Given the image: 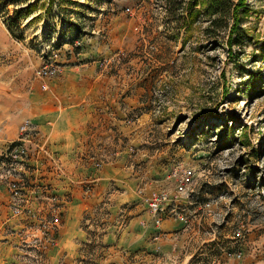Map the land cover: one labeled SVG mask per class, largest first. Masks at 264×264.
Returning a JSON list of instances; mask_svg holds the SVG:
<instances>
[{"label":"rangeland","instance_id":"obj_1","mask_svg":"<svg viewBox=\"0 0 264 264\" xmlns=\"http://www.w3.org/2000/svg\"><path fill=\"white\" fill-rule=\"evenodd\" d=\"M12 1L0 0L1 93L41 85L45 64L59 75L61 65L96 61L127 97L122 113L103 118L98 139L104 162L113 160L108 150L125 156L130 196L121 210L149 211L147 197L166 191V212L180 223L152 238L157 248H108L104 230L85 219L80 254L67 257L51 226L63 219L61 201L38 161L23 174L29 209L16 213L0 181L10 194L0 238L13 245L12 264H264V0H246L232 46L240 0H30L39 1L31 11ZM185 168L192 179L179 192L176 171Z\"/></svg>","mask_w":264,"mask_h":264},{"label":"crops","instance_id":"obj_2","mask_svg":"<svg viewBox=\"0 0 264 264\" xmlns=\"http://www.w3.org/2000/svg\"><path fill=\"white\" fill-rule=\"evenodd\" d=\"M41 81V85L34 81L31 89L23 93L4 94L0 89V150L20 138L19 127L28 118L40 131V143L45 142L59 158L57 165H52L50 159L41 158L42 152L34 145L36 141L29 143L37 155L33 163L39 161L45 165L43 180L51 194H57L61 201L59 210L63 219L57 250H63L70 258L80 254L79 237L85 238L88 234L82 226L85 219L94 220L97 227L104 230L100 240L108 248L120 243L147 247L155 243L151 241L159 237L158 233L163 236L177 229L180 223L167 212L158 225L155 216L143 207L135 205L121 210L126 197L130 196L125 156L116 158L108 150L105 157L113 160L104 162L98 140L100 125L105 130L103 118L114 120L124 111L119 106L120 100L127 97L116 91L115 77L99 71L93 61L75 66L61 65L60 74L46 82L47 88L42 89L45 83ZM109 126L107 124V133ZM88 186L89 191L86 190ZM9 198L5 186L1 187L0 226ZM102 210L104 216L97 218ZM126 218L127 223H124ZM155 244L157 248L159 245ZM12 246L0 238V264H12Z\"/></svg>","mask_w":264,"mask_h":264},{"label":"built area","instance_id":"obj_3","mask_svg":"<svg viewBox=\"0 0 264 264\" xmlns=\"http://www.w3.org/2000/svg\"><path fill=\"white\" fill-rule=\"evenodd\" d=\"M36 75L44 80V87L47 88L46 82L58 75V69L53 64H45L37 69ZM19 130L21 133L20 138L13 142L5 151V153L1 154L0 161V181L6 180L9 182L14 200V211L16 213L20 212L24 208L29 209L26 205L27 199L24 191L26 190V185L22 183V181L24 179L23 174L26 172V166L30 165L31 163L33 164L35 153H33L34 151L31 146H29V143L34 142V133L36 132L35 125L31 121H25L20 126ZM34 145L37 146L36 149L38 148V150L42 152L44 158L50 159L52 163H58L59 158L50 151L48 145L45 142H36ZM192 174L193 171L191 168H185L180 173L176 171L178 182L177 190L179 192L185 191L187 189V186L192 179ZM51 198L56 199L57 196L54 195ZM169 200V193L166 191L156 190L147 197L149 211L155 216V222L158 225H160L163 220ZM57 210H59V207ZM60 224L61 217L56 215L51 226L56 229L60 226Z\"/></svg>","mask_w":264,"mask_h":264},{"label":"trees","instance_id":"obj_4","mask_svg":"<svg viewBox=\"0 0 264 264\" xmlns=\"http://www.w3.org/2000/svg\"><path fill=\"white\" fill-rule=\"evenodd\" d=\"M11 3L15 2L12 0H9ZM25 3L27 4L25 8V11H31L32 9H36L38 7V3L39 1H36L35 3L31 2L30 0H26ZM246 5V0H240L238 4H236L233 8V24L231 26V30H230V34H229V39H228V43L232 46V44L235 41V35L238 32L239 29V25L241 23V15H240V9L242 7H244ZM6 11H8V8L6 7ZM17 23V21L15 19H11V23ZM10 27V32L14 35V31H12V27ZM231 49V48H230Z\"/></svg>","mask_w":264,"mask_h":264}]
</instances>
